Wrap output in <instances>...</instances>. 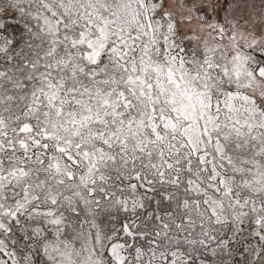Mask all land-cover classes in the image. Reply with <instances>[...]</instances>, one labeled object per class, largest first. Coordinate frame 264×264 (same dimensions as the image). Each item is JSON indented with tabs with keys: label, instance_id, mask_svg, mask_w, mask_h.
<instances>
[{
	"label": "snow or ice",
	"instance_id": "1",
	"mask_svg": "<svg viewBox=\"0 0 264 264\" xmlns=\"http://www.w3.org/2000/svg\"><path fill=\"white\" fill-rule=\"evenodd\" d=\"M0 264H264V0H0Z\"/></svg>",
	"mask_w": 264,
	"mask_h": 264
}]
</instances>
